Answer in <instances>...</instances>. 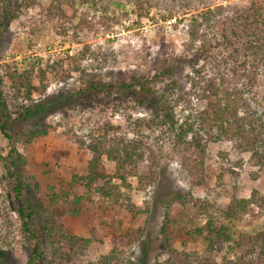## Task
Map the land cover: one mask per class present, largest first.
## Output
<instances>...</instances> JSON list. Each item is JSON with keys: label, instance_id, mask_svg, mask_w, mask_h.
Returning <instances> with one entry per match:
<instances>
[{"label": "rangeland", "instance_id": "374dc122", "mask_svg": "<svg viewBox=\"0 0 264 264\" xmlns=\"http://www.w3.org/2000/svg\"><path fill=\"white\" fill-rule=\"evenodd\" d=\"M105 1L106 13L100 8L80 7L78 16L88 18L80 27L79 18L73 17L70 8L64 7L63 19L54 11L51 0H6V9L10 12L0 10V76L9 86L10 73L16 69L23 71L35 62L47 69L43 81L33 78L35 86H46L45 93H34V104L28 106L55 102L76 92L87 80L122 83L131 82L135 76L150 80L144 89L137 86L136 96L131 90L125 94L114 91L109 105L98 100L72 109L59 104L47 116L33 114L18 121L12 131L17 135L16 145L25 160V177L39 184L42 197L49 192L48 186L58 189L59 185H68L73 174L86 173L91 155L75 143L69 132L72 128L83 126L84 135L102 128L109 130V125L113 128L111 132L141 139L148 156L158 161L161 170L158 181L147 191L131 192L137 211L145 212L134 216L127 208L99 205L93 196L95 202H85L78 216L63 218L69 232L92 241L89 251L77 260L79 264L93 262L109 253L112 238L125 231L135 235L130 256L136 264H161L165 260L159 234L165 213L164 198L191 190L196 197H208L222 207L229 203L226 191L232 187H236L240 198L248 199L254 191L264 196V170L252 167L247 162L249 155L240 154L230 142L208 145L207 181L202 186H194L190 173L182 167L179 148L175 147L174 122L168 118V111L157 108L161 99H168L180 123L183 111L188 114L193 107H204L185 94L189 89L186 75L191 72L193 59V52H184L191 14L209 6L244 7L252 0H190L192 6L185 8L187 11L178 0L172 3L175 15L166 21L159 13V8H163L161 0H151L158 6H147L142 18L138 17V8H134L130 0ZM172 54L174 56H170ZM248 97L253 106L264 112V82L253 87ZM44 128L47 129L44 136L29 141L32 132ZM7 145L8 140L0 132V156H6ZM103 165L108 174H114L113 164L105 159ZM221 173L223 185L217 187V175ZM3 174L0 160V211L7 213L0 218V258L9 264H23L29 243L20 232L21 219L17 212L13 207L7 208L5 187L1 182ZM130 181L136 185V180ZM48 209L56 213L68 211L62 202ZM174 209L175 213L179 207ZM49 212L46 217L51 215ZM263 213L264 210L252 205L247 215L235 223L236 232L247 238L264 237ZM112 215L118 220H111ZM189 245L201 247L200 243ZM176 248L181 249V241L176 242Z\"/></svg>", "mask_w": 264, "mask_h": 264}, {"label": "trees", "instance_id": "16d2710c", "mask_svg": "<svg viewBox=\"0 0 264 264\" xmlns=\"http://www.w3.org/2000/svg\"><path fill=\"white\" fill-rule=\"evenodd\" d=\"M177 1L161 0L163 8H159V13L163 21L173 18L176 9L172 3ZM130 2L138 8L136 13L140 18L147 6H158L151 0ZM179 2L183 10L192 6L190 0ZM106 4L105 0H51L54 11L63 19L64 7L70 8L73 17L79 18L80 27L88 22L86 16H78L80 7L100 8L106 13ZM0 10L10 12L6 0H0ZM186 27L188 40L184 52H193V59L191 72L186 75L189 89L185 94L204 107H193L188 114L183 111V121L179 123L171 101L165 98L157 103V108L168 111V118L174 122L175 147L179 148L183 169L190 173L194 186H202L208 177V145L230 142L240 154L249 155L247 162L252 167L264 170V112L253 106L248 97L253 87L264 82V0H252L244 7H205L191 14ZM46 71L38 63H30L29 68L10 73L9 86L0 76V132L8 140L7 154L0 156L4 169L1 182L7 208L13 207L17 212L21 219L20 232L29 243L23 264H79L77 260L89 251L92 241L69 232L63 217L78 216L85 202H95L93 196L99 205L127 208L134 216L144 213L145 210L137 211L131 192H145L158 181L161 174L158 161L150 159L141 139L111 132L113 128L109 125V130L102 128L84 135L83 126L77 127L80 132L72 128L69 132L75 143L91 155L86 173L73 174L68 185H59L58 189L48 186L49 192L42 197L39 184L25 177V160L17 148L12 126L33 114L47 116L59 104L72 109L98 100L109 105L114 91L125 94L131 90L136 96L137 86L144 89L150 80L144 76L122 83L87 80L76 92L55 102L28 106L34 104V93H45L46 86H35L33 78L43 81ZM156 116L163 119L157 113ZM46 133V128L35 130L29 141ZM105 159L115 166L113 175L107 173ZM130 179L136 180V185ZM222 179V173L217 175V187L223 185ZM226 195L229 203L222 207L208 197H196L191 190L162 200L165 213L159 234L165 260L161 264H264V237L247 238L235 229V223L247 215L252 205L264 210V196L254 191L250 198H240L236 187L227 190ZM60 202L67 205L68 211L56 213L51 209V215L46 217L50 210L47 207ZM175 207L179 210L174 213ZM6 214L0 211V218ZM113 218L118 220L116 215ZM134 237L128 231L116 234L110 252L87 264H136L130 256ZM178 240L181 249L176 248ZM190 243H200L201 247H191ZM0 264L9 263L0 258Z\"/></svg>", "mask_w": 264, "mask_h": 264}, {"label": "water", "instance_id": "95a60500", "mask_svg": "<svg viewBox=\"0 0 264 264\" xmlns=\"http://www.w3.org/2000/svg\"><path fill=\"white\" fill-rule=\"evenodd\" d=\"M3 28H5V25H3Z\"/></svg>", "mask_w": 264, "mask_h": 264}]
</instances>
